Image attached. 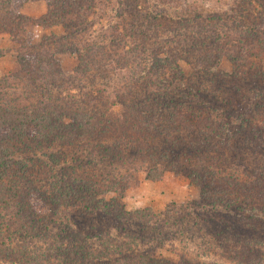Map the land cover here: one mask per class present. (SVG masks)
Wrapping results in <instances>:
<instances>
[{
    "label": "rangeland",
    "instance_id": "374dc122",
    "mask_svg": "<svg viewBox=\"0 0 264 264\" xmlns=\"http://www.w3.org/2000/svg\"><path fill=\"white\" fill-rule=\"evenodd\" d=\"M97 1L100 3L81 27L79 39L89 42V37L96 35L106 44L121 41L120 56L125 55L129 42L136 44L141 56L146 50H151L155 58L170 56L171 73L174 75L166 67L164 73L163 70L159 73L161 80L176 81L181 86L188 82L194 85L188 86L192 90L202 88L220 99V118L214 115V120H210L208 117L211 115L203 110L194 121L188 119L184 123L185 116L171 120L175 123L173 132L169 133L170 138L187 145V149H181L179 163L201 170V176H209L203 183L206 184V193L203 197V184L193 183L185 170L171 169L174 168L172 164L163 165V170L158 167V154L165 148V136L157 137L145 124H160L156 127L161 130L169 122L164 121L165 117L151 119L147 116L145 105L151 100L145 99V86L138 82L143 73L139 67L116 68L110 62L99 71L80 74L76 71V54L59 51L54 54L64 77L59 91L63 94L69 92L67 97L70 100L80 95L79 98L88 103V110L94 108L98 112L97 117L103 115L110 121L118 136H112L117 145L127 142L121 131L124 117H130L125 126L130 123L132 127L131 135L137 142L134 149L150 145L156 149L134 158L130 164L118 157L121 161L119 168L107 177V181L102 175L103 181L94 175L93 180L98 185L91 186L97 193L92 200L98 208L105 205L109 209L101 207L91 218L82 219L70 209L67 216L58 219L61 225L57 227V237H33L29 256L34 261L29 264H65L60 261L70 255V252L65 253L66 248L74 250V247L63 244L59 236L71 232L67 224L71 225L73 221L78 222L74 225L77 233L72 230L75 247L81 246L83 253L91 251L95 256L108 254L101 261H91L92 264H122L124 255L132 249L145 256L165 260L167 264H177L183 259L207 264H264V151L261 149L264 147V0ZM47 9V0H17L13 4L9 0L3 4L0 2V80L18 70L16 60L20 50L30 51L45 36L65 35L60 25L41 23ZM152 12H162L166 18H156L151 22L147 16ZM16 13L22 20V26L14 25L19 21ZM181 15L185 18L182 19ZM248 26L258 33L247 30ZM16 39H21L19 44ZM236 39L242 43L229 41ZM197 40L200 44L196 43ZM209 55L215 56V59L205 62L207 70L214 74V80L211 75L197 70L203 68L202 63ZM97 64L100 66L98 61ZM158 64L155 62V67ZM237 72L245 74L246 78L233 80L231 76ZM215 79L221 80V92L217 91ZM259 88L263 94L258 100ZM257 102L259 105L255 106ZM136 109L142 111L137 112ZM135 119L138 120L136 126ZM186 124L191 128H186ZM236 136L243 141L256 140L261 147L244 145L239 140L235 145ZM169 150L175 157L176 152ZM156 163L157 168L149 167ZM146 165L152 172L150 177L146 173ZM90 170L98 174L93 168ZM158 175V178H152ZM47 176L50 178V174L45 178ZM49 178L46 180L50 189L52 179ZM224 191L229 193L230 199L238 200H235L234 207L223 205L229 199L222 197L221 192ZM31 200L36 212L47 214L45 203L35 196ZM114 204L125 213L145 209L158 214L168 209L169 214L159 215L163 223L153 226L152 232L133 222L130 231L137 237L134 236L126 250L123 243L127 239L122 238V232L116 230V221L107 214H112L111 205ZM58 209L56 213H62L63 210ZM187 211L190 214L186 215ZM180 215L185 218L182 224L176 221ZM87 220L89 225L95 226L93 231H89ZM153 231L162 234L154 237ZM247 242H257V246L248 247ZM68 263H73V260ZM0 264L21 263L0 257Z\"/></svg>",
    "mask_w": 264,
    "mask_h": 264
},
{
    "label": "trees",
    "instance_id": "16d2710c",
    "mask_svg": "<svg viewBox=\"0 0 264 264\" xmlns=\"http://www.w3.org/2000/svg\"><path fill=\"white\" fill-rule=\"evenodd\" d=\"M9 1L13 4L17 0ZM253 1L255 2V0ZM0 2L3 4L7 0H0ZM47 2L48 9L41 23L60 25L65 35L62 37L45 36L40 43L33 46L32 51L20 50L16 60L18 70L0 80V257L21 264H29L34 261L29 256V246L32 244L33 237L44 239L49 236L57 237L59 232L57 227L61 225L58 219L67 216L70 209H73L71 211H74V215H79L81 219L83 217L91 218L95 211L101 207L104 210L109 209L105 205L98 208L94 204L95 201L92 200V196L97 194L94 192V187L98 185L93 180L94 175L99 177L100 181H103V178L104 181H107V177L117 172L119 168L121 161L118 160V157H122L124 163L130 164L134 158L146 155V152L156 149L151 145L144 149H134L137 142L131 135L132 127H130V123L125 126L131 119L130 117H124V126L122 125L121 131L127 142L123 145H117L113 137L118 136L114 133L115 128L111 127L110 121L108 122L103 115L97 117L98 112L93 110L94 108L88 110V103L86 100L79 98L80 95L74 96L70 100L67 97L69 92L61 93L59 88L62 87L64 77L57 67L54 58L55 53L59 51L75 53L78 62L76 71L80 74H86L90 70L99 71L102 66L108 65L110 62L114 63L116 68L139 67L143 73L140 75L141 78H138V82L143 87L145 86L143 88L146 93L145 99L151 100L145 105L147 116L151 119L152 117H165L164 121L169 122L162 127L159 126L163 128L161 130L156 127L160 124H145L147 128L153 129L157 137L165 136L163 138L165 148L160 155L158 154V157H160L158 167L172 164L174 168L171 169L185 170L193 183L202 185L209 176H201V170L191 169L179 163L178 156H180L181 149H187V145L182 141L179 142L177 139L169 137V133L173 132L172 125L175 123L171 120L181 119L185 116L184 123L188 119L194 121L196 117L201 115L203 110L211 115L208 117L210 120H214V115H217L218 118L221 117V104L217 95L206 92L202 88L192 90L188 86L194 87V85L188 82L181 86L176 81L161 80L159 73L162 70L164 73L166 67L171 73L170 63L172 61L170 56L165 55L161 58H155L151 54V50H146V53L143 52L141 56L137 47H135L136 44L133 42H129V51L126 50L125 55L120 56L119 45L121 41L118 44L117 40L106 44L96 35L90 36L89 42L79 39L78 35L81 27L87 23L89 14L94 13L93 9L97 7L99 1L47 0ZM17 16L16 18L19 19L18 14ZM168 16L171 15L168 14ZM160 17H165L162 12H152L147 16L151 22ZM181 17H183L182 19L185 18L184 15H181ZM146 21L149 22V20ZM14 25L22 26V20L19 19ZM131 28V34H133L132 30L134 31V28L133 26ZM247 30L257 32L249 26ZM238 40L229 41L231 43L235 42V44L242 43ZM20 41L21 39H16V43L19 44ZM196 43L200 44L198 40ZM205 58L206 60L202 63L203 68L197 70L201 74L211 75L212 80H214V74L207 70L208 66L205 62L208 61L207 59H215V56L209 55ZM155 62L159 63L156 67ZM231 78L242 80L246 78V75L237 72ZM214 84L219 87V89L217 87V91L221 92V80L215 79ZM258 93L257 99L259 100L262 97L263 90L259 88ZM258 103L255 106H258ZM136 111L140 112L142 109H136ZM65 120L69 121L64 122ZM135 120L134 124L136 126L138 120ZM187 125L186 128H191ZM242 128L245 129V126H242ZM235 140V145L238 144L239 140L244 145L261 147L256 140L255 142L254 140L248 142L245 139L243 141L240 138L238 139V136ZM169 149H172L173 153L176 152L175 157ZM261 149L264 151V147H261ZM156 165L157 163L149 167L155 169L157 168ZM91 168L98 174L91 171ZM161 169L163 170V168ZM145 170L148 177H150L152 172L148 165H146ZM202 170L204 171V169ZM206 173L208 174L207 171ZM209 173L211 174V172ZM46 174H50V178L47 176V179H52L50 189L47 187ZM159 176H152V178L155 179ZM93 185L94 187H91ZM205 187L206 184L201 187L203 197L206 193ZM226 187L229 188V186ZM221 193L223 198H229V193L227 194L225 191ZM32 196L45 203L48 207L47 214H41L33 209ZM243 197L246 198V196ZM84 200L86 201L81 202ZM235 200L226 199L223 205L229 208L234 207ZM58 207L63 211L64 208L67 209L65 212L62 211V213L57 214ZM111 207H113V216L110 213L107 214L116 221V230L122 232V238L127 239L123 243L126 250L131 246L132 239L137 237L134 232L130 231L133 222L143 225L152 232L153 226L163 223L160 222L159 215L167 216L169 214L168 209L153 214L145 211V209L125 213L123 209L117 208V204L111 205ZM188 214L190 213L187 211L186 215ZM176 218V221L180 224L185 219L181 215ZM76 224L78 225V222L74 221L71 225L67 224V229L71 232L66 236H59L63 244H71L74 247V250L66 248L65 253L69 254L68 252H70V255H67L60 262L69 264L68 262L73 260L71 264H92L91 261L95 259L101 261L102 257L105 258L108 254L95 256L91 251L83 253L81 246H74L76 239L73 231L77 233L76 227H74ZM86 225H88L89 231H93L95 228L94 225H89L88 220ZM161 234L162 232L156 234V231L152 233L154 237ZM251 245L255 247L257 242L246 243L248 247ZM243 248H245V244ZM122 264L167 263L165 260L145 256L132 249L124 255ZM177 264L207 263L183 259V262Z\"/></svg>",
    "mask_w": 264,
    "mask_h": 264
}]
</instances>
